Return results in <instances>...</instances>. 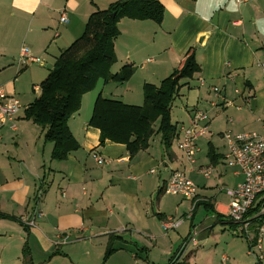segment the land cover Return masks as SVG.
I'll return each instance as SVG.
<instances>
[{"label":"crops","instance_id":"crops-1","mask_svg":"<svg viewBox=\"0 0 264 264\" xmlns=\"http://www.w3.org/2000/svg\"><path fill=\"white\" fill-rule=\"evenodd\" d=\"M115 1L121 0H0V85L20 104L23 98L32 97L17 114L15 130L8 124L0 126V236L17 237L38 250L37 245L48 248L41 249L43 253L53 244L79 243L102 252L103 246L111 243L117 254L145 257L153 256L151 249L160 239H169L170 250L163 253L172 257L192 232L194 216L183 217L190 221L183 235L180 225L184 220L175 228V238L174 230L163 233L162 220L181 214L186 206L178 198L175 208L167 206L170 193L164 192V186L171 172L182 170L197 186L195 210L198 203L209 202L215 212L228 217L230 199L225 189L243 180L237 166L227 165L223 154L218 156L215 167L232 168L231 182L224 179L226 171L220 170L217 180L225 183L216 194L207 195L214 182L213 172L206 178L196 168L192 170L183 152L173 149L174 136L166 150L160 133H154L148 147L133 155L124 143L106 140L100 145L99 129L88 124L92 94H84L80 108L68 120L78 147L62 159L52 157L53 142L45 139V129L24 117L26 108L40 94L34 80L44 79L49 72L41 67L54 64L58 54L82 35L92 12ZM158 1L164 7L160 22L129 17L118 20L115 57L134 72L122 83L121 94L103 96L141 105L144 83L168 76L191 49L200 69L182 80L175 99L184 94V89L192 96L182 102L183 113L175 122L172 104L171 122L188 125L194 110L205 111L209 132L198 139L197 148L206 141L215 155L214 138L217 135L223 139L225 131L264 134V0ZM63 10L67 22L60 21ZM201 33L207 34L202 45L197 42ZM22 47L44 63L40 65L39 60L19 65L17 57ZM22 76L31 80L32 91L39 92L34 98L28 90H20ZM154 128H158V121ZM199 151L202 156V149L196 153ZM95 153L102 158L101 163L94 158ZM208 213L214 215V224L220 222L222 229L229 225L234 232L235 224L229 218L217 220L214 213ZM199 238L198 232L197 244L184 250L188 259L203 244ZM152 243L155 245L149 249ZM256 247L264 254V236ZM237 248L240 246L222 252L218 264H241V256H234Z\"/></svg>","mask_w":264,"mask_h":264},{"label":"trees","instance_id":"trees-1","mask_svg":"<svg viewBox=\"0 0 264 264\" xmlns=\"http://www.w3.org/2000/svg\"><path fill=\"white\" fill-rule=\"evenodd\" d=\"M163 10L164 7L158 0L112 2L107 8L92 12L82 35L57 56L53 68L39 84L40 94L24 111L26 119L45 129V139L53 142V158L62 159L69 151L78 147L69 129L68 120L80 108L83 93L92 90L101 77L105 82L123 83L133 75L134 68L130 65H123L115 74L109 71L116 60L114 39L119 34L118 20L129 17L149 18L160 22ZM112 13L115 15L112 16ZM199 69L194 51L187 50L179 67L159 85L144 83V101L141 105L127 104L120 99L103 96L100 92L95 98L88 121L90 126L99 129L100 145L106 140L124 143L129 154L133 155L148 147L154 133H160L165 149L169 150L177 126L171 122V106L182 80L191 78ZM156 121L157 129L154 128ZM212 152L210 159L216 163L218 156ZM204 204L216 215L217 220L228 218L215 212L209 202ZM262 218L264 216L253 218L252 227L255 232L252 242L248 241L250 252L256 244L255 227L264 222ZM111 251L112 244L109 243L107 252ZM168 264L187 263L173 259Z\"/></svg>","mask_w":264,"mask_h":264},{"label":"rangeland","instance_id":"rangeland-1","mask_svg":"<svg viewBox=\"0 0 264 264\" xmlns=\"http://www.w3.org/2000/svg\"><path fill=\"white\" fill-rule=\"evenodd\" d=\"M84 50V47H82V50ZM59 55V54H58ZM122 61L115 60V62L111 65L109 71L111 74H115L116 72L120 71L122 64ZM44 60H40L39 64H43ZM51 63V62H50ZM47 64L46 67L43 68L44 72L45 70L51 71L54 64ZM29 64V63H28ZM32 66L30 64L27 67V70ZM160 69V68H159ZM157 69V70H159ZM26 70V69H25ZM49 73V72H48ZM48 75V74H47ZM37 77V76H36ZM45 77V76H44ZM167 76L160 78L157 80L155 85H159L160 82L166 78ZM40 79L43 78H36L34 80V83L39 86ZM31 80L27 77H21L19 87L21 91H27L29 94L33 95V98L39 94L38 91L34 92L31 90L30 85ZM121 85L122 83L107 81L105 82L104 78H100L97 80V83L95 87L92 90L86 91L81 96V100L84 96V94H92L94 96L93 104L95 101V98L97 97L96 94H99L100 92L104 95L108 94H121ZM184 94L178 97L179 99H174L173 106H172V119L175 122V120H179L181 117L183 111V103L188 101V97L191 98L192 94H188L189 90L184 89ZM139 93V92H138ZM135 94V93H134ZM139 94H142L140 92ZM29 95V96H32ZM204 95V94H201ZM96 96V97H95ZM118 97V96H116ZM32 99V97H30ZM29 97L23 98L21 100L22 107H26L28 105ZM143 101H144V95H143ZM143 101L141 104H143ZM92 104V108H93ZM221 110V109H219ZM216 111V109H215ZM216 119V118H215ZM201 137L199 141L202 139ZM199 143V142H198ZM204 147H203V146ZM199 144L198 148L199 150L202 149V156H200V151L195 154L196 158V166L199 164H212L213 167V175L212 180L214 181L210 186L211 190L209 189V192L207 195H214L217 193V190L220 188L219 186H222L223 183L221 180L218 179V175L220 170L226 171V174L224 175V179L231 182V169L232 168H224V167H218L214 163H210V155H213V148L206 144V141H204L203 144ZM226 143L223 141L222 138L218 137L217 135L214 138V150L217 154V156H220L221 154L225 155L227 154V147L225 146ZM173 149L177 153L182 152L179 150V148L176 146L175 143L172 144ZM225 169V170H224ZM226 181V182H227ZM42 193V190H39ZM211 191V194H209ZM41 193H39V197L41 196ZM196 197V196H195ZM178 198L179 202H183L186 206L184 208H181V214L179 215H168L166 218L162 220L166 221L169 217L173 218H183L190 215H193V222L194 225L192 227V232L195 230L197 232L196 239L198 240V232L199 235L201 234L200 241H204L202 245H200L199 249L194 253V256H191L188 259V256H184V253L180 254V246L176 248L175 254L172 252V257L165 256L163 251H169L170 248L168 247L170 241L169 239H160L157 242V247H155L153 250L151 249L155 244H150V248L153 256H127V253L125 256L122 254H117L118 250L107 252V244L103 246V251L99 252V249L91 247L87 245L86 243H79V244H67L66 246L59 245V244H53V246L43 253L41 249H48L43 248L41 245H37V247L40 249L38 250L34 245H31L27 241L21 242L17 237L15 239L9 238L7 236H0V264H168L173 259L176 261H183L187 264H218V257L221 255L222 252H224L226 249L230 247H237L240 246V248H237V253L234 254V256H241L242 263L241 264H264V258H260V256H264L260 250L257 249L256 246H259L257 243L252 246V252L248 254L249 249V243L248 240L244 236H239L234 234L233 229L229 230V225L226 226V229H222V226L219 223L214 224V215H211L208 213V209L205 204L198 203L197 209L195 210V204L199 200H191V199H185L181 195H173L170 193L167 197V206L171 207V209L177 206V202L175 201ZM176 205V206H175ZM185 211V215H183V212ZM184 220V218H183ZM183 222V221H182ZM189 217L184 220L182 225H180V232L183 235L182 231L184 230L185 226L189 225ZM162 228V227H161ZM198 229V230H197ZM163 233H166L164 229ZM172 234H174L172 237L175 238L177 236V232L175 229ZM212 232V233H211ZM255 232V231H254ZM209 237V239L204 240L205 238ZM172 239V238H171ZM215 239L218 240V244H215ZM228 240V241H226ZM183 241V240H182ZM66 243L65 241H63ZM63 243V244H64ZM162 252V253H161ZM34 254L35 256H32ZM100 254V255H99ZM232 256V254H230ZM258 259V261H257Z\"/></svg>","mask_w":264,"mask_h":264},{"label":"built area","instance_id":"built-area-1","mask_svg":"<svg viewBox=\"0 0 264 264\" xmlns=\"http://www.w3.org/2000/svg\"><path fill=\"white\" fill-rule=\"evenodd\" d=\"M67 20L66 11L63 10L60 14V21L67 22ZM39 60L40 58L32 55L27 47H22L17 57V63L21 66L27 62ZM213 89L218 90V88ZM21 108L20 102L17 99L9 98L0 85V126L8 124L12 130H15L16 116ZM208 122L207 113L196 109L190 117L189 124H180L174 134L176 145L185 155L190 168L192 170L196 168L206 178L212 174L213 167L211 165L196 166L195 154L198 150V139L209 132ZM222 136L228 151L223 156L224 162L229 166H237L243 175V180L236 186L225 189V193L230 199L227 216L235 224L234 234L244 236L249 242H252L254 239L253 218L264 216V134L255 132L232 134L230 131H225ZM93 156L97 162L103 161L100 155L95 153ZM164 192L180 194L193 200L197 193V186L186 177L182 170L176 169L171 172L166 181ZM251 210L252 212H249ZM182 221V218L169 217L162 222V227L165 231L175 229ZM255 229L257 231L256 243L260 245L261 238L264 236V222L256 226ZM196 236L197 232L194 230L184 239L180 246V254L189 245L197 244Z\"/></svg>","mask_w":264,"mask_h":264},{"label":"water","instance_id":"water-1","mask_svg":"<svg viewBox=\"0 0 264 264\" xmlns=\"http://www.w3.org/2000/svg\"><path fill=\"white\" fill-rule=\"evenodd\" d=\"M114 15L115 14L112 13V16H114ZM206 36H207V34H205V33L199 34L198 39H197V42L202 45L203 42H204V40H205V38H206Z\"/></svg>","mask_w":264,"mask_h":264}]
</instances>
